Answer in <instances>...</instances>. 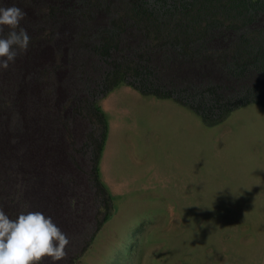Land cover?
<instances>
[{"label": "rangeland", "instance_id": "rangeland-1", "mask_svg": "<svg viewBox=\"0 0 264 264\" xmlns=\"http://www.w3.org/2000/svg\"><path fill=\"white\" fill-rule=\"evenodd\" d=\"M13 1L0 0V6L11 7ZM140 1L78 0L79 17L65 24L59 20L74 12L55 8L57 0L14 4L25 13L19 27L27 31L30 41L45 25H56L54 41L42 32L41 43L34 47L29 41L21 52L25 59L33 60L34 55L44 64L60 62L51 80L66 110L63 119L47 120L56 133H49L57 147L50 157L51 169L62 172L65 179L71 176L82 198L76 209L85 204L83 215L95 227L99 224L81 233L78 241L83 251L69 254L64 264H264L263 107L243 106L207 127L186 107L141 95L126 83L117 84L104 97L94 84L85 85L80 88L82 104L69 105L68 89L60 82L65 77L62 67L69 65L67 51L61 60L57 52L64 46L67 28L84 25L81 19L87 9L97 7L102 12L91 25H148L137 16L127 23L119 21L125 11L133 16L130 10ZM8 31L5 26L0 35L7 36ZM81 51L82 57V47ZM97 57L90 53L86 59L93 78H101L106 67ZM31 65L26 62L24 69ZM93 136L96 141L91 142ZM99 145L98 177L110 200L96 190L92 179L93 154ZM0 170L2 179H12L14 173L4 165ZM2 188L8 190L1 185L0 192ZM68 205L67 211L71 202Z\"/></svg>", "mask_w": 264, "mask_h": 264}, {"label": "trees", "instance_id": "trees-1", "mask_svg": "<svg viewBox=\"0 0 264 264\" xmlns=\"http://www.w3.org/2000/svg\"><path fill=\"white\" fill-rule=\"evenodd\" d=\"M77 1L57 0L55 8L74 12L59 24L79 17ZM131 11L133 16L125 11L120 23L137 16L148 25H91L102 12L97 7L87 9L81 19L84 25H71V31L67 28L64 46L57 52L61 60L67 51L68 64L74 65L62 67L65 77L60 81L68 89L69 105L82 104L80 88L85 85H95L97 94L104 97L117 84L126 83L141 95L186 107L207 127L221 123L243 106L264 108V0H141ZM42 32L52 42L56 25L36 31L31 45L41 43ZM81 47L85 51L82 57ZM17 52L15 62L0 71V169L4 165L14 173L13 180L0 177V187L8 186L7 191L2 188L0 192V207L11 219L29 211L50 216L69 240L64 258L58 262L64 264L69 254L83 248L78 241L81 233L87 234L99 224L95 227L83 215L85 204L76 209L82 198L71 176L70 184L62 172L51 169L50 157L57 147L49 133H56L49 129L47 120L54 116L63 119L66 110L59 104L51 80L60 62L52 66L51 60L44 64L34 55L30 60L25 59V53ZM90 53L106 64L101 78L90 75L86 61ZM26 62L32 63L27 70ZM22 74L24 78L26 75L24 80ZM103 137L101 132V142ZM100 147L93 154L92 179L96 190L99 188L110 200L98 177ZM68 202L72 205L67 211ZM86 225L88 229L81 230ZM76 254L78 257L80 253ZM43 264H49L48 258Z\"/></svg>", "mask_w": 264, "mask_h": 264}, {"label": "clouds", "instance_id": "clouds-1", "mask_svg": "<svg viewBox=\"0 0 264 264\" xmlns=\"http://www.w3.org/2000/svg\"><path fill=\"white\" fill-rule=\"evenodd\" d=\"M25 13L16 6H0V71H6L15 62L17 49L26 51L30 37L20 28ZM19 28V31L17 29ZM69 240L50 216L39 211L21 213L11 219L0 207V264H58L65 256Z\"/></svg>", "mask_w": 264, "mask_h": 264}, {"label": "crops", "instance_id": "crops-1", "mask_svg": "<svg viewBox=\"0 0 264 264\" xmlns=\"http://www.w3.org/2000/svg\"><path fill=\"white\" fill-rule=\"evenodd\" d=\"M127 88V87H126ZM128 89H130L131 90V88H129L128 87ZM116 99V98H115ZM184 112H185V114H186V112H189L187 109H184Z\"/></svg>", "mask_w": 264, "mask_h": 264}]
</instances>
